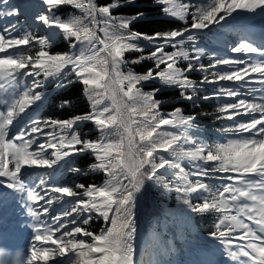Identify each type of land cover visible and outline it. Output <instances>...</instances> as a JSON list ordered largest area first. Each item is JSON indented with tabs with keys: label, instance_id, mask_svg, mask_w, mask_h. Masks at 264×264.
Instances as JSON below:
<instances>
[{
	"label": "snow or ice",
	"instance_id": "snow-or-ice-1",
	"mask_svg": "<svg viewBox=\"0 0 264 264\" xmlns=\"http://www.w3.org/2000/svg\"><path fill=\"white\" fill-rule=\"evenodd\" d=\"M135 4L0 0V19L23 14L46 32L21 30L16 20L0 26V264L56 257L64 258L57 264H144L136 209L153 187L175 191L187 220L215 217L206 237L186 240L193 257L186 264H264V41L242 39L230 51L243 55L212 51L205 64L207 50L197 40L214 28L255 27L257 17L264 26V0H151L160 17L181 25L151 34L133 28L144 11H119ZM64 6L80 14L63 17ZM61 37L68 50L51 51ZM126 53L140 55L129 60ZM144 61H152L144 73L129 67ZM149 81L160 86L145 91ZM74 83L83 86L88 111L67 119L39 115L50 84ZM206 86L211 91L201 95ZM164 88L179 90L194 107L215 100L214 121L227 122L218 129L223 142H208L196 113L164 112L157 98ZM85 123L99 133L95 139L82 138ZM87 153L94 162L82 170L74 158ZM66 167L104 180L66 183ZM94 221L103 222L98 231L87 227Z\"/></svg>",
	"mask_w": 264,
	"mask_h": 264
},
{
	"label": "trees",
	"instance_id": "trees-1",
	"mask_svg": "<svg viewBox=\"0 0 264 264\" xmlns=\"http://www.w3.org/2000/svg\"><path fill=\"white\" fill-rule=\"evenodd\" d=\"M99 2L104 3L106 2V0H99ZM119 11L128 15L134 14L136 11H144L146 13V16L135 23L133 25V28L137 31L146 32L149 34L156 31H165L173 27L181 26L178 21H169L160 17L157 14V10L152 8L151 0H136L135 5H129L125 8L120 9ZM69 13L75 15L80 14L78 10L73 9L70 6H64L58 14L62 15L63 17H67ZM16 21H18L20 26H22L21 30H23L25 27L33 30L27 24L24 17H19V19H16ZM214 37L215 36L212 33H209L207 35L199 34L197 36L199 44L202 47H205L207 50L205 57L202 58V62L205 64L209 62L208 53L214 51L212 50V48L216 46ZM67 50V43L63 41L62 37L51 48V51L53 52H63ZM147 51H149V49L146 48L145 52ZM168 51H172V49H168ZM219 54L221 56H225L224 54ZM138 55L140 54L126 53V56L129 60L135 58ZM150 66H152V61H144L140 65H130L129 67H131L137 73H144ZM181 66H183V63ZM191 76L193 79L198 80L200 74L193 72ZM159 86L160 85L157 82L149 81L144 84V90L150 91L153 87ZM47 91L49 95L39 113L41 117L51 116L57 119H67L71 116L81 114L89 110L88 101L85 99L83 94V86L79 83H74L69 85L67 88L60 89H56L53 85L50 84L47 88ZM209 91H211L210 88H205L204 92L201 93V95ZM157 98L164 101V104L162 105V110L164 112H170L175 107H181L184 109L185 115L196 113L197 124L201 131L205 134L208 142H222L219 140L217 133L221 132L218 131L221 125L227 122L214 121V109L217 103L215 100L201 101L199 102L198 107H194L190 102L181 100L179 90L174 88L162 89V91L157 95ZM64 100H68L70 102V107H59L61 102H63ZM203 113H207V115H203ZM169 130L176 131L175 129ZM80 131L82 134V138L95 139L99 135V133L95 131V128L91 123L82 124L80 126ZM221 133L225 135V133ZM74 159L76 166H78L82 170L87 169L88 165L94 162L90 153L85 154L83 157H75ZM183 167L185 168V171H191V168L188 165L187 161L183 163ZM192 179L195 180V177H192ZM103 180L104 176L101 173L89 172L87 175H81L68 172L67 167L64 171V182L66 183H83L85 185H88L93 183L100 184L103 182ZM69 199L73 202L75 200V198ZM193 202L196 201L194 200ZM185 209L186 205H184L180 200L177 199V194L175 193V191L168 193L163 189L153 187L147 195H144L142 199H138L136 212L139 233L138 243L140 244V247L142 239L146 236L159 235L165 240L173 239L175 241L177 250H181L182 255L190 256L186 245L180 242L177 235L175 234L178 229L177 224L179 221L174 216V213L179 211L185 214ZM191 217L193 219L197 233H191L187 231L185 241L191 238L192 235L198 237H206L207 234L213 230V223L215 219L213 214H192ZM102 223V221H94L87 227L92 231H98L102 227ZM139 250L140 248L138 249V251ZM173 256L171 255V260L173 259ZM176 257H180V259L182 260L180 253H178ZM151 260V256H149V258L146 260L147 264H151Z\"/></svg>",
	"mask_w": 264,
	"mask_h": 264
},
{
	"label": "rangeland",
	"instance_id": "rangeland-1",
	"mask_svg": "<svg viewBox=\"0 0 264 264\" xmlns=\"http://www.w3.org/2000/svg\"><path fill=\"white\" fill-rule=\"evenodd\" d=\"M12 3H23V0H11ZM245 16V18H250V14H242ZM13 18L15 17H11V18H5L4 20H7L8 22L11 20H13ZM3 20L0 19V26H3ZM36 30L38 29L39 30V34H45V29L41 26V25H36ZM230 29V30H228ZM226 29L228 32L231 31V27ZM230 33V32H229ZM224 36V35H223ZM229 38L231 36H228ZM240 38V37H238ZM226 40H222V45L223 47H226V50L229 54L233 55L234 53H232L230 51V47L232 46H235L237 43H239L241 40L238 39V42L236 44H232L230 42V44H227L225 42ZM237 54V53H236ZM238 56H241L243 55L242 53H238L237 54ZM221 83H227V82H221ZM189 165V164H188ZM172 214V213H171ZM174 216L178 219L179 221V237L181 239H183V233H184V229H192V217L190 220H187L186 219V214H183L179 211L175 212L174 213ZM174 245L172 244V241H171V245H169V241H165L163 240V238H161L159 235H155V236H152V237H146L145 239H143V243H142V246H141V250L138 252V255H139V258L143 261L144 260V257L146 258L147 256H152L154 257V260H163L165 262H167L166 260L169 258V252H175L176 250L172 251L170 250L171 247H173ZM54 247V246H53ZM175 249V247H174ZM163 253H167L166 255H163ZM72 256V253L69 252L67 253V257H71ZM192 255L191 257L189 258H185L184 259V262L183 263H180L179 261L176 262V263H170V264H186V262L190 259H192ZM61 259H64V258H61V257H56L55 260L53 261H49V264H57L58 261H60Z\"/></svg>",
	"mask_w": 264,
	"mask_h": 264
},
{
	"label": "bare ground",
	"instance_id": "bare-ground-1",
	"mask_svg": "<svg viewBox=\"0 0 264 264\" xmlns=\"http://www.w3.org/2000/svg\"><path fill=\"white\" fill-rule=\"evenodd\" d=\"M25 219V217L22 216V220Z\"/></svg>",
	"mask_w": 264,
	"mask_h": 264
}]
</instances>
